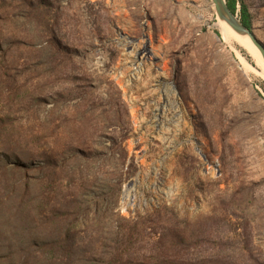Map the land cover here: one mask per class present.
<instances>
[{
	"label": "rangeland",
	"instance_id": "374dc122",
	"mask_svg": "<svg viewBox=\"0 0 264 264\" xmlns=\"http://www.w3.org/2000/svg\"><path fill=\"white\" fill-rule=\"evenodd\" d=\"M243 1L264 47V0ZM216 17L0 0V162L35 183L0 174V264L61 238L72 263L264 264V68Z\"/></svg>",
	"mask_w": 264,
	"mask_h": 264
},
{
	"label": "trees",
	"instance_id": "16d2710c",
	"mask_svg": "<svg viewBox=\"0 0 264 264\" xmlns=\"http://www.w3.org/2000/svg\"><path fill=\"white\" fill-rule=\"evenodd\" d=\"M226 3L230 10L234 13H237V4H239V18L241 22L247 26L249 29H252V22H251V14L244 3L243 0H226ZM13 164V163H12ZM22 168H29L25 164H17L14 163L10 165V162L1 161L0 162V174L9 175L8 171L11 173V180H7V187H12L14 190H18L23 188L25 190H32L34 178L32 175L26 176V174H22L20 171ZM8 169V171L6 170ZM6 173V174H5ZM66 240L65 239H53V240H40L35 243V245L39 248L38 254H40V258L38 259V264H81L82 262L78 259L76 262L72 263L70 261V257H66L64 255V251L66 250ZM72 249V246H71ZM51 251V253H47L44 251ZM49 254H52L51 257H48ZM122 260L119 257L118 263Z\"/></svg>",
	"mask_w": 264,
	"mask_h": 264
},
{
	"label": "water",
	"instance_id": "95a60500",
	"mask_svg": "<svg viewBox=\"0 0 264 264\" xmlns=\"http://www.w3.org/2000/svg\"><path fill=\"white\" fill-rule=\"evenodd\" d=\"M212 5L218 18L226 22L237 34L246 36L250 39L254 46L259 50L264 61L263 45L256 40L252 33V29H249L241 22L237 13H234L230 10L226 0H212Z\"/></svg>",
	"mask_w": 264,
	"mask_h": 264
},
{
	"label": "bare ground",
	"instance_id": "6f19581e",
	"mask_svg": "<svg viewBox=\"0 0 264 264\" xmlns=\"http://www.w3.org/2000/svg\"><path fill=\"white\" fill-rule=\"evenodd\" d=\"M216 22L214 26H217L225 38L234 37L237 41L243 43V45L249 50V52L256 58L259 64L264 68V61L259 50L254 46L250 39L246 36H241L237 34L226 22L216 17ZM146 57V56H145Z\"/></svg>",
	"mask_w": 264,
	"mask_h": 264
}]
</instances>
